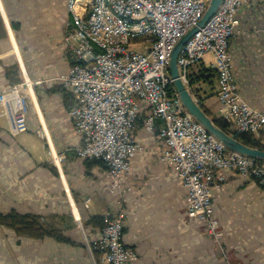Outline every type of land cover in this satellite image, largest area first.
Here are the masks:
<instances>
[{"label":"crops","instance_id":"obj_1","mask_svg":"<svg viewBox=\"0 0 264 264\" xmlns=\"http://www.w3.org/2000/svg\"><path fill=\"white\" fill-rule=\"evenodd\" d=\"M237 15L240 31L228 43L232 73L243 100L264 111V0H247ZM72 24L67 0H0V91L9 85L7 69L23 66L53 150L65 151L62 176L37 133L33 109L26 135L11 136L0 115V212L33 215L64 238L0 225V264H96L88 244L99 236L101 225L92 217L120 210L125 212L122 241L137 253L130 264H225L203 222L187 215L186 189L176 169L159 160L164 143L156 128L139 124L134 132L142 149L119 177L121 186L129 187L121 205L103 164L85 162L70 150L77 137L67 110L71 101L58 76L69 67L63 37ZM191 67L208 79L214 74L202 62ZM216 87L198 96L211 118L218 116ZM223 174L224 182L211 188V196L226 255L231 264H264V187L229 170ZM66 188L82 228L73 218Z\"/></svg>","mask_w":264,"mask_h":264},{"label":"built area","instance_id":"obj_2","mask_svg":"<svg viewBox=\"0 0 264 264\" xmlns=\"http://www.w3.org/2000/svg\"><path fill=\"white\" fill-rule=\"evenodd\" d=\"M94 1L77 0L76 8H69L67 1L73 19L63 37L69 67L59 78L71 101L68 114L77 137L73 152L80 158L104 163L121 205L129 187H122L119 177L127 173L131 158L142 149L134 132L139 124L156 128L157 137L164 143L159 160L176 169L186 189L187 215L204 222L222 249L211 188L224 181L223 170L255 179L264 187V163L256 164L251 157L228 149L194 119L171 86V51L196 25L210 0H104V4L114 3L125 12L137 13L139 23L119 21L104 8L93 9ZM246 1L221 0L213 15L186 40L176 62L179 78L188 88V67L205 61L216 73L218 113L230 121L235 131L258 134L264 132V111L248 105L239 94L227 47L228 39L240 31L237 10ZM93 33L115 40V47L92 42ZM137 37L142 40H131ZM142 46L147 47L145 51L135 49ZM9 89L3 94L11 100L10 132L19 134L27 129L24 93L28 90L23 84ZM34 104L39 121L37 133L48 142ZM62 159V154H52L60 173ZM66 193L69 196L67 188ZM69 200L73 218L82 228L78 209L70 196ZM83 205L88 207L89 199ZM123 217V210L103 215L99 236L88 244L96 264H130L136 260V251L122 241ZM223 258L229 264L225 255Z\"/></svg>","mask_w":264,"mask_h":264},{"label":"rangeland","instance_id":"obj_3","mask_svg":"<svg viewBox=\"0 0 264 264\" xmlns=\"http://www.w3.org/2000/svg\"><path fill=\"white\" fill-rule=\"evenodd\" d=\"M68 1V0H67ZM76 1V5H77V0H75ZM221 1V0H220ZM68 3V2H67ZM209 3V2H208ZM208 5V4H207ZM219 5V4H218ZM207 7V6H206ZM218 7V6H217ZM240 7V6H239ZM238 7V8H239ZM206 9V8H205ZM217 9V8H216ZM216 9H215V11H216ZM205 11V10H204ZM214 11V12H215ZM213 12V13H214ZM204 13V12H203ZM237 13H238V10H237ZM213 15V14H212ZM211 15V16H212ZM210 16V17H211ZM209 17V18H210ZM237 17H238V15H237ZM208 18V19H209ZM207 19V20H208ZM6 21V20H5ZM238 21H239V19H238ZM198 22V21H197ZM197 24V23H196ZM204 25V24H203ZM240 25V24H239ZM239 25H238V27H239ZM195 26V25H194ZM239 30H240V28H239ZM187 33V32H186ZM185 33V34H186ZM239 33V32H238ZM184 34V35H185ZM237 34V33H236ZM183 35V36H184ZM182 36V37H183ZM64 40V39H63ZM132 41H141L142 40V38L141 37H137V38H132L131 39ZM186 42V41H185ZM185 42H184V44H185ZM177 43V42H176ZM175 43V44H176ZM183 44V45H184ZM182 45V46H183ZM175 46V45H174ZM146 48L147 47H145V46H142V47H137V48H135L136 50H140V51H145L146 50ZM182 48V47H181ZM228 50H229V48H228ZM230 53V52H229ZM231 55V54H230ZM178 56V55H177ZM170 58V57H169ZM232 58V57H231ZM19 62H21L20 61V59H17ZM176 60H177V58H176ZM18 61H17V63H18ZM200 62H202V61H200ZM232 62H233V60H232ZM168 63H169V60H168ZM197 63H199V62H197ZM203 64H204V68H206L207 69V71H209L208 73H210V71L211 72H213L215 75H216V73H215V71L213 70V69H211V68H208L209 67V65L205 62V61H203L202 62ZM177 64V63H176ZM196 64V63H195ZM18 66H16V71L15 72H13L12 71V73H10V78H11V80L10 79H8V81H9V85H8V87H6V88H4L3 90H1L0 91V105H1V108H2V111H1V114L0 115H3V116H5V119L7 120V123H8V132H9V134L11 135V136H16V135H18V134H11V132H10V119H11V114H10V112H11V109H12V106L9 104V101H11L10 99H7L5 96H4V94H3V92L5 91V90H9L10 91V89L9 88H11L12 86H14V85H22V84H24V82H25V79L26 78H24V75H23V72H24V67L23 66H19V64H17ZM194 65V64H193ZM192 66V65H191ZM188 67V69H187V79H188V81H189V84H188V90L189 91H192L197 97L200 95H202L203 94V92L204 91H210V90H212V88H213V86L215 87L216 86V84H217V87H216V91H217V89H218V83H216V77L214 76V74H212V75H210V78L208 79V77H205L204 75H202V74H199L198 72H197V70H195V69H192V67ZM232 69V68H231ZM168 72H169V70H168ZM6 75V74H5ZM7 76V75H6ZM25 77H27V76H25ZM28 78V77H27ZM28 80V79H27ZM58 80H60V82H61V79L59 78V76H58ZM182 82V81H181ZM28 83V86H26L25 87V85L23 86V87H25V88H27V92H25L24 94L26 95V97L25 98H27V104H28V109H27V115H26V118H27V116H28V114L30 113V111L33 109L34 111H35V104H34V102H36V99H35V96H34V93H33V90H32V83L30 82V81H28L27 82ZM236 83V82H235ZM212 86V87H211ZM237 87V86H236ZM29 88V89H28ZM63 90V89H62ZM238 90V89H237ZM64 91V90H63ZM64 93L65 94H67L65 91H64ZM191 93V92H190ZM68 95V94H67ZM217 96V95H216ZM194 99V98H193ZM218 99V98H217ZM198 100H199V97H198ZM219 101V100H218ZM182 103V102H181ZM197 103H199V101L197 102ZM36 105H37V107H38V104H37V102H36ZM70 106H71V104H70ZM219 108H220V103H219ZM218 108V109H219ZM67 110H69V108L67 109ZM187 110V109H186ZM217 117H220V118H222V119H224L227 123H228V127H229V129L232 131V132H236V133H240V132H237V131H235L234 129V127L232 126V124H230L229 122V120H227L226 118H224L223 116H221L219 113H218V116ZM243 133H247V132H243ZM27 134V132H24V135H26ZM248 134H250L251 136H252V138L255 140V141H257V143L259 144V145H261V146H263L264 147V132H259L258 134H256V133H251V132H248ZM39 135H40V132H39ZM232 135V134H231ZM21 137V135H19L17 138L19 139ZM29 137H31V139L34 141V134H30L29 135ZM46 141V140H45ZM46 143H47V141H46ZM47 145H48V143H47ZM251 147H254V146H251ZM257 148V147H256ZM48 149H49V153H50V157H51V161H52V163H54L53 162V160H52V153H51V151H50V147L48 146ZM259 149H261V148H259ZM56 150V149H55ZM70 150L73 152V150H72V147L70 148ZM238 152V151H237ZM56 153H58V154H62L63 155V159L65 158V151H63V152H60L59 150H56ZM74 153V152H73ZM240 153V152H239ZM75 154V153H74ZM242 154V153H241ZM245 155V154H244ZM248 156V155H247ZM249 157H251L252 159H254V161L255 162H257L256 164H259V163H264V159H262V158H257V157H252V156H249ZM62 159V160H63ZM89 160V159H88ZM93 160H96V159H93ZM96 161H98V162H101L102 164H103V166L106 168V166L104 165V163L102 162V161H100V160H96ZM54 165V167H56V165L55 164H53ZM130 168V167H129ZM107 170V169H106ZM129 171V170H128ZM127 171V172H128ZM108 172V171H107ZM233 172V171H232ZM236 174H238L237 172H235ZM252 179V178H251ZM225 180V179H224ZM255 180V179H254ZM256 181V180H255ZM224 181H222L221 183H223ZM221 183H219V185H222ZM218 185V186H219ZM261 186V185H260ZM123 187V186H122ZM263 187V186H262ZM117 195H119L118 193H117ZM124 196V195H123ZM211 199H212V196H211ZM117 200H119V198L117 199ZM214 215H215V213H214ZM103 216V215H102ZM203 224H204V222H203ZM80 225H81V223H80ZM218 225H219V222H218ZM101 226H102V224H101ZM204 226H205V224H204ZM205 228H206V230H207V232H208V229H207V227L205 226ZM219 228H220V225H219ZM122 231H123V229H122ZM220 231H221V229H220ZM208 234L210 235V237H211V239L214 241V243L217 245V248H218V250H219V253L221 254V257L223 258V256L225 255L226 256V259H227V262H229V264H231L230 263V260L228 259V257H227V255H226V252H225V248H224V246H223V244H222V242H221V245H222V249L224 250H222L220 247H219V245H218V243L216 242V240L214 239V237H213V235L211 234V233H209L208 232ZM221 238H222V231H221ZM137 259V258H136ZM223 260H224V262H225V259L223 258ZM226 264V263H225Z\"/></svg>","mask_w":264,"mask_h":264},{"label":"water","instance_id":"obj_4","mask_svg":"<svg viewBox=\"0 0 264 264\" xmlns=\"http://www.w3.org/2000/svg\"><path fill=\"white\" fill-rule=\"evenodd\" d=\"M219 3L220 0H210L202 17L198 20L197 24L193 26L183 37H181L177 41L171 51L169 58V74L183 106L194 117L195 120H197L204 126V128L208 132L213 134L230 150L238 151L248 156L264 159V149H259L246 145L238 139L234 138L233 135L227 133L226 131L218 127L214 123L213 119L201 108L200 104L193 99L190 91L183 85L179 78L176 58L182 45L199 27H201L207 21V19L213 14Z\"/></svg>","mask_w":264,"mask_h":264},{"label":"trees","instance_id":"obj_5","mask_svg":"<svg viewBox=\"0 0 264 264\" xmlns=\"http://www.w3.org/2000/svg\"><path fill=\"white\" fill-rule=\"evenodd\" d=\"M15 69H16V66H11L7 69V73H6L7 76L6 77L8 79L11 80L10 73H12V71L15 72L16 71ZM212 119L218 127L223 129L227 133L232 134L234 138L238 139L239 141L243 142L244 144L264 149V147L259 145L257 143V141H255L250 134L232 132L228 127V123L220 117H215ZM84 160H85V162H88V163L96 162V160H88V159H84ZM102 218H103V216H101V217L94 216V217H92V221L96 220L98 223L100 222V225H101L102 224ZM0 225L10 227V228L14 229L17 233L37 235V236H41L43 234H46V235H50V236L54 237L57 240H63L64 239L61 236V234L58 233L57 230L46 229V228L42 227L35 216L29 215V214H20L14 210H12L10 212H4V213L0 212Z\"/></svg>","mask_w":264,"mask_h":264},{"label":"bare ground","instance_id":"obj_6","mask_svg":"<svg viewBox=\"0 0 264 264\" xmlns=\"http://www.w3.org/2000/svg\"><path fill=\"white\" fill-rule=\"evenodd\" d=\"M69 8H76L75 0H69ZM103 8H104V11L105 12H107L109 15H111L113 17L118 18L119 21H125V22H130V23H139V16H138L137 13L125 12L124 10H122V8L117 7L114 3H106V4H104V0H97V1H94L93 2V9H103ZM232 37H230L228 39V41H227V47L228 48H229V44H228L229 43V40ZM92 42L98 43L100 46H103V47H115V40H109L102 33H93L92 34ZM25 76H27V75H26V73L24 71V77ZM169 78H171L170 77V74H169ZM26 80H27V78L25 79V82L23 84V86L25 85V87L28 86V83H26L27 82ZM171 86L174 87L173 82H172V79H171ZM25 89L27 90V88H25ZM38 113H39V111H38ZM39 115H40V113H39ZM40 118H41L42 123L44 124V130H45L46 134H48V137H49V133H48V131L45 128L44 118L41 115H40ZM47 143H50L51 153L53 152L52 154H54L56 152V150L55 149L53 150V147H52V139L50 140V137H49V141ZM61 174H62V172H61ZM62 176H63V174H62ZM125 188H127V186H125Z\"/></svg>","mask_w":264,"mask_h":264}]
</instances>
